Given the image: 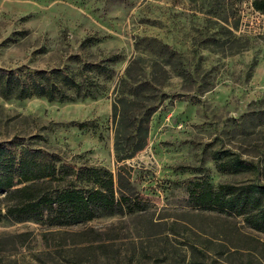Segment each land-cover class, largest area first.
<instances>
[{"label":"rangeland","instance_id":"374dc122","mask_svg":"<svg viewBox=\"0 0 264 264\" xmlns=\"http://www.w3.org/2000/svg\"><path fill=\"white\" fill-rule=\"evenodd\" d=\"M252 1L0 0L1 71L61 68L92 90L62 102L0 95V145L108 170L116 196L139 205L61 227L48 210L3 217L0 264H264V232L195 208L185 188L264 184V12ZM118 87L133 95L118 99ZM116 138L128 153L143 146L117 161ZM235 158L252 168L235 172Z\"/></svg>","mask_w":264,"mask_h":264},{"label":"trees","instance_id":"16d2710c","mask_svg":"<svg viewBox=\"0 0 264 264\" xmlns=\"http://www.w3.org/2000/svg\"><path fill=\"white\" fill-rule=\"evenodd\" d=\"M252 6L264 12V0H253ZM93 68L111 76L106 66ZM121 82L126 80L122 78ZM71 89L72 93L68 92ZM122 89L118 87V99L123 94L133 95ZM0 95L17 99L44 96L48 101L62 102L91 96L92 90L86 78L78 80L61 68L37 70L24 76L0 70ZM142 146L140 143L128 153L129 148L119 147V138H116V160L130 157ZM216 155L224 154L217 152ZM229 167L236 172L249 170L252 165L235 158ZM72 180H85L93 186H72ZM53 183L56 186L65 183L64 188L54 189ZM115 183L108 170L77 168L70 164L56 166L52 156L40 149L22 147L16 156L8 146L0 145V219L38 220L42 211L48 210L53 212L46 216L48 225L61 227L84 224L100 213H123L139 207L129 194L120 192L116 196ZM185 188L195 208L225 211L228 213L225 215L234 217L242 215L250 228L264 232V184H222L215 190L206 179H189ZM196 251L202 253L197 248Z\"/></svg>","mask_w":264,"mask_h":264}]
</instances>
